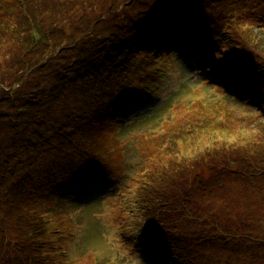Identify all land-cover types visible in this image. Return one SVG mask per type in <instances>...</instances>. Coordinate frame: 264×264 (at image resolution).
I'll use <instances>...</instances> for the list:
<instances>
[{"label":"rangeland","instance_id":"1","mask_svg":"<svg viewBox=\"0 0 264 264\" xmlns=\"http://www.w3.org/2000/svg\"><path fill=\"white\" fill-rule=\"evenodd\" d=\"M55 2L49 0V9L42 11L45 6L40 0H19L15 13L0 0V68L11 71L9 60L18 56L23 74L17 73V82L28 61L24 52L30 35L27 12L47 14L49 26H64L65 14L71 12L58 9ZM81 3L88 6L85 23L104 16L107 22L103 28H109L99 42L88 37L71 49L73 59L107 60L106 52L117 54L130 45L125 39L134 36L136 23L151 21L154 26L146 28L159 33L147 49L130 53L128 64L122 66L125 70L115 74L129 79L124 90L115 88L107 132L99 126L87 129L67 114L88 109L84 103L87 95L80 87L85 78V85H92L91 61L72 72L77 74L74 89L64 94L60 90L54 102L53 96L33 106L23 100L24 93H16V100L30 109L13 122L19 135L11 137V131L0 135V145L11 147L0 154V164L15 168L8 178L11 186L0 184V219L4 220H0V229H7V236L0 237V252H8L6 244H15L11 236L15 237L20 227L21 198L30 196L28 190L37 194L39 183L45 184L47 192L55 187L57 199H65L58 214L65 229L55 232L51 240L54 249L59 248L54 256L57 261L44 259L46 264H146L153 259L152 243L157 240L153 228L184 187L207 192L205 199L210 201L216 187L230 180L247 198L257 191L264 201V187L256 180L258 173L264 185V79L250 80L242 74L250 64L253 71H261L259 77L264 75V0H73L71 6ZM57 37L58 33L53 38ZM63 54L53 52L51 62L32 69L27 88L43 79L44 84L52 85L53 73L66 60ZM236 70L250 85L243 84V88L230 82ZM250 89L257 92L253 105L247 98H235ZM48 119L58 126L75 127L68 139L78 148L76 162L69 161V151L58 152L55 143L65 141L67 133L50 125ZM257 164L262 167L257 169ZM238 166L244 170L239 171ZM225 193L227 190L222 196ZM168 199L171 202L165 204ZM249 199L254 207L262 202L257 197ZM28 200L31 205L39 203L34 196ZM190 200L194 203L192 197ZM52 205V201L45 204ZM222 206V200L211 204L215 212H221ZM182 208L185 210V204ZM254 210L257 217L249 219L250 225L240 223L238 236H244V231L257 236L264 233V206ZM213 214L204 215L208 228ZM230 214L223 215L227 218ZM160 242L167 244L164 239ZM235 244L244 248L243 262L248 260L252 248L239 241ZM206 259L207 264H215L210 256ZM168 262L169 258L160 264ZM170 264H180L178 257L172 255Z\"/></svg>","mask_w":264,"mask_h":264},{"label":"trees","instance_id":"2","mask_svg":"<svg viewBox=\"0 0 264 264\" xmlns=\"http://www.w3.org/2000/svg\"><path fill=\"white\" fill-rule=\"evenodd\" d=\"M4 1L9 9L17 13L18 7L16 6V2L19 0ZM59 1L62 2L63 5L61 3L58 4L56 0L55 5L57 4L56 7H58V9L69 10L71 12V15L65 14L64 20H66L67 23H65L64 26L62 23H58L56 26H49V24H47V22L49 23L47 14H32L27 12L26 28H29L30 35L27 38L29 39L27 50L24 52L28 55V61L24 60V69L26 72L23 77L20 78L19 82L14 80L17 76L23 74L20 66H18V63H20V59H17L18 56H12L9 60L8 65L12 69L11 71L7 72L5 69L0 68V135L4 131H11V137L19 135L14 132L13 122L17 120L18 114L22 115L30 109V107L16 100V98H18L17 92L21 91L24 93L26 99L23 100L33 106L40 104L39 101H44L45 98L53 96L54 102L55 96L60 94V90L64 94L67 90L74 89V79L77 74L72 72H76L77 67L90 61L94 64V69L89 72L91 78L90 84L92 85L86 86L85 84L88 83L85 78L80 87L82 92L87 95V98L84 99V103L86 107L88 106V109H85L83 112H73L74 117L70 113L67 114L70 116L69 118L77 120L80 124L83 123V125H86L87 129H90L91 126H99L103 131L105 130L107 132L110 127L108 124L111 123L108 115L111 111V101L115 91H117L115 88L118 86V90H124L129 79L128 75L116 77L115 74L125 70L122 66L128 64L130 53L142 47L147 49L159 33L156 29L148 30L146 28L150 25L154 26L151 21L144 24L136 23L134 25L137 26L136 32L133 33L134 36L125 39L130 45L125 49H121L117 54L111 55V51L106 52L107 60L100 61L94 57L90 59H73V56H69V51L71 49H76L88 37H95L99 42L101 38L107 34L109 27L103 28V26H106L104 23L107 22V20H103L105 18L104 16H94L93 19L88 20L89 24L85 23V20L89 19L85 13L87 12L85 9L88 7L85 3H81V5L74 8L71 6L73 0H67L68 2L66 3L65 0ZM40 3L45 6L42 11L49 9V0H40ZM75 11L77 14L73 15ZM66 27H68L67 30H64ZM57 33L58 37L53 38L56 37ZM43 43L45 48L42 47ZM0 47H2V45H0ZM33 47L34 49L31 50ZM109 48H111V46H109ZM38 49H41V52H36V54L31 53V51ZM46 50V54H40L42 52L44 53ZM53 52L64 53L62 58L66 59L61 64L62 68L58 72L55 71L53 73L54 83L48 86L44 84V79L36 80V85L34 87L30 88V86H28L29 88H27V85L32 81L29 72L34 68H42L51 62L53 60ZM262 63L264 62L262 61ZM18 72H20L19 75H17ZM260 73L261 71L258 70V68L253 71L250 64L242 70V74L250 80H263L264 75L263 77H259ZM252 74H255V76L252 77ZM230 82L239 84V86H243V84L246 83L250 85V82H246L240 77L238 70L232 74ZM256 95L257 92L250 89L243 95L235 96V98L241 101L247 98L245 101L253 105L256 100ZM80 110H83V108ZM48 120H50V125L57 123L54 119ZM100 121L101 124H99ZM56 128L60 129L61 133L67 134L65 135L66 140L59 143L56 142L55 147H57L58 152L69 151V161L73 163L76 162V152L78 148L76 144L70 145L69 143V139H72L70 131L73 132L75 127L68 128V126H58L56 124ZM40 133L43 135V131L40 130ZM10 148L8 143H3L0 145V154L10 150ZM72 148L73 150H70ZM0 165V184L3 183V188H8L9 185L11 186L13 183L8 181V178L14 173L15 168H12V166L7 163ZM256 167L259 169L262 167V164H257ZM238 168L239 171L244 170L239 166ZM256 180L259 185L262 184L264 187L263 182H259L258 173ZM43 181L45 180L41 182ZM39 184L41 189L37 194H33L28 190L29 195L31 197H36L39 201L38 204L31 205L28 200L30 196L28 198H21L20 205L22 211L18 216L20 227L15 232V237L11 236L15 244L11 243L5 245L8 252H0V264H16V258L22 263L37 261L39 264H46L44 259H48V262L57 261L54 259V256L58 253L59 248L55 250L51 240L55 232L59 231V233H62L65 229L62 228L58 218L59 208L64 209L65 199H57L58 190L55 187H52L50 192H47L43 190L45 184ZM195 189L184 187L178 190L180 194H177L172 202L169 199L165 202V204L171 203L158 224L153 228L157 235V240L152 243L154 260H148L146 264H160L165 262L168 258V263L170 264L172 255L178 257L180 264H207L206 258H209V256L213 259L215 264H253V261L256 260L262 261V264H264V233L257 236L253 233L244 231V236L237 235V230L240 229L239 224L246 223L250 225L249 219L257 217L254 209L264 206V201L261 200L259 194H256L257 191L249 196V198L257 197V201H262L257 207H254L255 204L252 203L251 199L246 197L244 191L230 180L216 187L215 197L210 201L205 199L207 192L203 190L198 192V189ZM226 190L227 193L222 196ZM199 196L201 197L196 201ZM191 197L194 199V203L190 200ZM218 200H222L223 202V206L220 208L222 210L221 212H215V210L211 208V204ZM48 201H52L54 205L45 206ZM136 203L140 205L137 200ZM184 204L185 210L182 208ZM24 212L25 214H23V216H25V219L23 221L21 215ZM209 212L214 213L213 220L210 223L212 226L210 228L205 226L206 219L204 218V215ZM224 212L231 214L226 218L225 215H223ZM149 218L150 213L146 214L147 221ZM0 220L4 221L2 219ZM6 230V227H1L0 237L7 236ZM88 232H85V235ZM63 235L66 237V233H63ZM161 239H164L167 244H161ZM0 240L3 242L2 238ZM238 241L252 248L249 259L244 262L243 259L246 257L243 252L244 248L235 244ZM51 245L52 248L49 249ZM210 249L212 250L209 252L208 250ZM30 251H33L34 254H30ZM216 251L217 254H214Z\"/></svg>","mask_w":264,"mask_h":264}]
</instances>
